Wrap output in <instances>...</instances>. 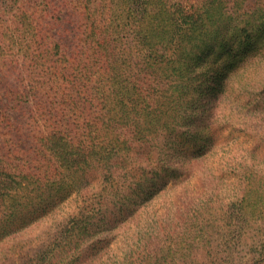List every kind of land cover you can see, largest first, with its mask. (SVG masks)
I'll return each mask as SVG.
<instances>
[{
  "label": "trees",
  "instance_id": "16d2710c",
  "mask_svg": "<svg viewBox=\"0 0 264 264\" xmlns=\"http://www.w3.org/2000/svg\"><path fill=\"white\" fill-rule=\"evenodd\" d=\"M242 1L0 0V234L61 211L60 246L89 259L133 194L195 175L212 145L194 143L225 117L204 90L221 71L216 47L173 46Z\"/></svg>",
  "mask_w": 264,
  "mask_h": 264
},
{
  "label": "rangeland",
  "instance_id": "374dc122",
  "mask_svg": "<svg viewBox=\"0 0 264 264\" xmlns=\"http://www.w3.org/2000/svg\"><path fill=\"white\" fill-rule=\"evenodd\" d=\"M242 2L230 19L223 15L173 46L216 47L221 75L204 90L215 88L217 98L199 100L225 117L209 140L194 143L212 145L210 159L193 176L172 177L175 185L168 183L151 204L143 202L148 190L133 194L132 219L119 223L117 237L96 245L89 259L73 245L60 246L66 218L54 211L37 219L26 214L18 218L23 225L0 234V264H264V0ZM224 26L227 34L218 35Z\"/></svg>",
  "mask_w": 264,
  "mask_h": 264
}]
</instances>
